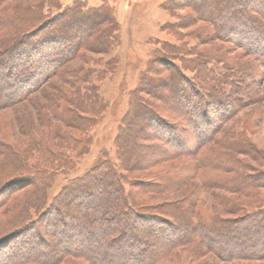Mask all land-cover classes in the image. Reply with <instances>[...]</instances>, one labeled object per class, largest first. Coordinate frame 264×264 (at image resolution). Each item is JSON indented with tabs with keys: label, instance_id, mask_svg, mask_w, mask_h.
I'll return each mask as SVG.
<instances>
[{
	"label": "trees",
	"instance_id": "trees-1",
	"mask_svg": "<svg viewBox=\"0 0 264 264\" xmlns=\"http://www.w3.org/2000/svg\"><path fill=\"white\" fill-rule=\"evenodd\" d=\"M4 1L0 0V105L9 104L29 93L31 87L39 83L37 80L40 77H46L50 70L70 59L75 53L72 50L82 44L96 42L104 46L108 53L120 44V26L105 5L88 7L85 2L74 0L61 7L57 0H49L48 4L32 7L27 12L25 10L27 14L24 18L19 10L12 12L3 8ZM175 1L166 0L161 5L173 20L163 25L164 30L173 31L179 22L169 12L170 6H179ZM189 1L186 7L192 9L200 20L231 36L238 45L244 47L247 55L263 61L261 65L264 67V0ZM45 9L49 13L53 10L58 12L51 15ZM77 9L91 16L79 17ZM68 16L74 20L68 23L81 36L92 27L88 39L79 41L74 49H67L65 44L63 47L59 31H56L59 21ZM165 46L162 44V49L166 50ZM149 56L146 69L151 63L162 62L168 70L175 71L169 77L176 78L179 84L170 83L171 79L163 86L153 83L147 89L148 94L159 96L162 91L158 89L166 92L168 99L176 103L175 109H179L178 112L190 129L187 133L186 127L179 121L174 125L164 121L153 108L145 110V126L153 129L166 142L167 151L186 153L210 145L215 134L213 126L225 117L234 115L232 110L235 104L232 99L239 98L240 94L238 85L230 78L238 77V72L225 69L219 76L220 73L205 67L208 70L203 68L205 79L199 82L192 76H186L184 70H177L175 64L166 61V57L155 50ZM112 59L113 67L117 66L118 58ZM147 71L143 72L140 83L146 79ZM96 75L93 68L87 70L81 80L91 83V78H96ZM225 87H229L228 90ZM93 89L88 86L86 91L78 90L82 99L79 94L74 95L76 110L70 112L73 124L68 122L67 126L75 128L81 135L89 131L87 127L92 116L96 117L100 108L107 106ZM139 91V87L135 88L132 96H137ZM126 116L122 118L123 129L115 140L114 161L106 152H102L101 159L82 175L68 179L50 201H47L46 195L52 187L51 177L56 174L54 166L51 169L42 166L40 169L36 165L25 164L23 159L22 170L28 174L33 190L30 198L7 220L0 221V264H62L76 259L86 264H163L165 260L181 258L183 254H189L190 257L213 254L222 261L264 260V207L233 219L207 217L198 213L196 221L178 214V211L184 210L177 209L174 213L179 219L177 223L167 216L139 210L124 188L121 167L123 163L132 161V152L125 149L127 139L122 134L139 131L142 122L136 125L130 121L126 123ZM152 139L157 140L153 136ZM80 144L85 151V140H81ZM227 148L225 155L217 156L201 155L196 151L193 155L198 168L234 172V179L221 184L228 192L246 191L264 179L262 174L250 177L235 167L237 161L234 154L252 152L244 141L236 139ZM82 152L66 158L61 156L62 160H57L61 163L57 169H63L65 174L70 163L81 160ZM67 160L70 161L68 164ZM20 179L22 182L27 181L24 176ZM9 186L7 184L0 190ZM186 207L193 208L191 203L186 204Z\"/></svg>",
	"mask_w": 264,
	"mask_h": 264
},
{
	"label": "rangeland",
	"instance_id": "rangeland-1",
	"mask_svg": "<svg viewBox=\"0 0 264 264\" xmlns=\"http://www.w3.org/2000/svg\"><path fill=\"white\" fill-rule=\"evenodd\" d=\"M48 1L6 0L2 7L12 12L19 10L24 17L30 8L48 4ZM57 1L64 7L74 0ZM80 1L85 2L88 7L105 5L111 10L120 26V44L110 53L96 42L75 48L79 41L88 39L92 27L81 36L68 23L69 20H74L70 16L65 17L59 21L56 31L61 33L58 32V35L62 38L60 41L63 47L75 48L72 50L75 52L73 56L50 70L49 76L40 77L37 80L39 83H35L29 93L22 94L20 99L9 104L0 105V188L10 185L0 190L3 194L0 196V221L7 220L30 198L33 190L28 174L22 170L23 159L25 164L36 165L40 169L42 166L47 169L54 166L56 174L51 177L52 187L46 195L47 201H50L68 179L82 175L101 159L102 152H106L111 161H114L115 140L123 129L121 124L124 115H127L126 123L130 121L136 125L142 122L139 131L122 134L127 139L125 149L132 152V161L123 163L121 167L124 188L137 203L139 210L167 216L177 223L179 219L174 216L177 209L184 210L178 211V214L196 221L198 213L207 217L233 219L264 207V179L254 183L256 186L253 185L246 191L228 192L221 184L234 179L236 174L200 169L193 155L196 151L201 155H225L228 145L240 139L252 152L234 154L237 161L235 167L239 168L240 173L247 176L249 174L250 177L264 175L263 61L247 55L244 47L238 45L231 36L223 34L221 29L218 32L208 22L200 20L192 9L186 7L189 0H176L179 6L169 7V12L179 19L173 31L162 29L163 25L173 21L161 7L166 0ZM45 12L54 15L58 10L49 13L45 9ZM76 12L82 18L91 16L83 10L77 9ZM162 44L166 45V50L162 49ZM153 50L162 57L165 56L166 61L175 64L177 70H184L186 76H192L199 82L205 79V67L220 73L219 76L225 69L238 72V77L230 78L238 85L240 94L239 98L232 99L235 104L232 110L234 115L231 118L225 117L213 126L214 140L205 148L186 153L167 151L166 142L153 129L145 126V110L153 108L164 121L173 125L180 122L186 127L187 133L190 129L178 112L179 109H175L176 103L168 99L166 92L158 89L162 91L161 96H152L147 92L153 83L163 86L171 79L170 83L179 84L176 78L169 77L175 71L168 70L162 62L151 63L149 69H146ZM112 58H118L115 67L112 65ZM197 63L200 65L197 66ZM93 68L96 78H91V83L82 81L81 76ZM145 70L149 74L140 83ZM88 86L94 88L93 92L98 93L107 106L101 107L96 117L90 114L92 119L87 127L89 131L81 135L75 128L67 125L68 122H73L70 121V112L76 110L74 95L79 94L78 90L86 91ZM137 87L141 92L132 96V91ZM225 88L228 90L229 87ZM81 97L79 94V98ZM4 100L5 98L2 102ZM152 136L157 140L152 139ZM81 140L86 142L85 151L80 144ZM78 152H82L81 160L70 163L65 174L63 169H57L61 164L57 160L61 156L67 157ZM69 162L67 160L66 164ZM23 176L27 178L26 182L21 181ZM188 203L193 208H187ZM188 257L189 254H183L181 258L168 259L163 264H264V260L222 261L213 254ZM62 264L86 263L76 259Z\"/></svg>",
	"mask_w": 264,
	"mask_h": 264
}]
</instances>
